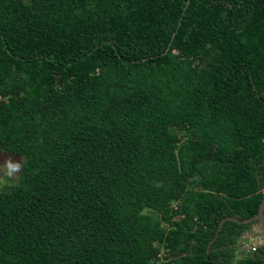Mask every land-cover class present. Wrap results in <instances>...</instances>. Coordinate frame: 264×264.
Segmentation results:
<instances>
[{
    "label": "trees",
    "instance_id": "obj_1",
    "mask_svg": "<svg viewBox=\"0 0 264 264\" xmlns=\"http://www.w3.org/2000/svg\"><path fill=\"white\" fill-rule=\"evenodd\" d=\"M0 150V264H264V0H0Z\"/></svg>",
    "mask_w": 264,
    "mask_h": 264
},
{
    "label": "water",
    "instance_id": "obj_2",
    "mask_svg": "<svg viewBox=\"0 0 264 264\" xmlns=\"http://www.w3.org/2000/svg\"><path fill=\"white\" fill-rule=\"evenodd\" d=\"M262 166H263V170H264V156H263V160L261 162ZM234 221L237 223H249L252 222L254 220H257L260 226V241L257 242L256 246L260 247V248H264V189H263V193H262V197H261V201L259 203L258 206V210L257 212L248 217V218H239L236 216H225L222 217L220 219V221L218 222L217 228L215 230L214 236L213 238L209 241L208 245H207V251H209L210 245L211 243L215 240V238L217 237L223 223L226 221Z\"/></svg>",
    "mask_w": 264,
    "mask_h": 264
},
{
    "label": "rangeland",
    "instance_id": "obj_3",
    "mask_svg": "<svg viewBox=\"0 0 264 264\" xmlns=\"http://www.w3.org/2000/svg\"><path fill=\"white\" fill-rule=\"evenodd\" d=\"M9 156H11L16 161H19L21 159L19 156H16L14 154H10V153H7V152L0 150V163H3ZM17 180H18V178L15 181L10 182V184L16 183ZM5 185H8V184H4V185L0 186V188H2ZM259 241H260V226H259V223L256 222L252 225V227L249 231L245 232L241 236V238L239 239V241L237 243V247L239 250H243L244 252H247L248 250L251 249V247L253 245H256L257 242H259ZM240 255H242V254H240Z\"/></svg>",
    "mask_w": 264,
    "mask_h": 264
},
{
    "label": "clouds",
    "instance_id": "obj_4",
    "mask_svg": "<svg viewBox=\"0 0 264 264\" xmlns=\"http://www.w3.org/2000/svg\"><path fill=\"white\" fill-rule=\"evenodd\" d=\"M24 158L21 157L19 161L14 160L9 156L3 163H0V186L4 184L10 185V182L18 178V174L24 168Z\"/></svg>",
    "mask_w": 264,
    "mask_h": 264
},
{
    "label": "built area",
    "instance_id": "obj_5",
    "mask_svg": "<svg viewBox=\"0 0 264 264\" xmlns=\"http://www.w3.org/2000/svg\"><path fill=\"white\" fill-rule=\"evenodd\" d=\"M255 246H256V245H253V246L251 247V250H254V249H255ZM163 259H164V258H163V255H162V254H159L158 257H157L156 259H154V260L151 261V264H161V261H162Z\"/></svg>",
    "mask_w": 264,
    "mask_h": 264
}]
</instances>
